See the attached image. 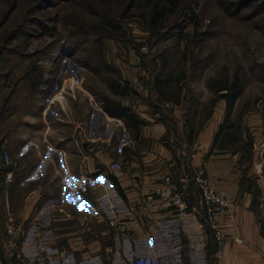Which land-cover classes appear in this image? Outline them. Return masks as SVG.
Wrapping results in <instances>:
<instances>
[{
	"label": "rangeland",
	"instance_id": "1",
	"mask_svg": "<svg viewBox=\"0 0 264 264\" xmlns=\"http://www.w3.org/2000/svg\"><path fill=\"white\" fill-rule=\"evenodd\" d=\"M234 90L232 133L258 118L264 131V0H0V130L14 129L13 156L16 131H69L60 119H79L85 105L105 142L136 128L107 100L135 115L162 105L187 141L184 129H200L216 106L224 114L220 94Z\"/></svg>",
	"mask_w": 264,
	"mask_h": 264
},
{
	"label": "crops",
	"instance_id": "2",
	"mask_svg": "<svg viewBox=\"0 0 264 264\" xmlns=\"http://www.w3.org/2000/svg\"><path fill=\"white\" fill-rule=\"evenodd\" d=\"M137 107L140 122L128 129L131 136L115 128L111 142H105L103 128L89 130V121L97 119H89L87 105L79 119H60L69 131L52 132L49 123L31 134L16 131L24 166L8 183L5 166L0 171V264H22L19 250L37 255L35 264H134L149 254L158 264H212L209 228L199 230L192 217L178 219L171 208H152L145 199L163 176L179 174V151L189 172L202 164L208 182L225 192L226 205L217 215L226 236L223 264H264V175L252 163L255 145L264 140L261 118L255 126L244 119L234 140L224 130L214 138L223 115L216 106L200 129H184V141L162 105ZM12 132L0 130V145L11 151L17 145ZM243 141L250 142L248 151ZM113 160L119 170L108 168ZM184 182L187 204L200 219L197 189L190 177ZM110 212L125 222L126 235L107 225Z\"/></svg>",
	"mask_w": 264,
	"mask_h": 264
},
{
	"label": "built area",
	"instance_id": "3",
	"mask_svg": "<svg viewBox=\"0 0 264 264\" xmlns=\"http://www.w3.org/2000/svg\"><path fill=\"white\" fill-rule=\"evenodd\" d=\"M181 152L175 153V159L179 163V171L181 175L176 181L173 180L171 173L163 176L161 182L154 188L152 193L146 195L145 199L152 208L169 207L174 212L176 218L187 220L191 217L194 219L195 227L199 230L205 227L212 232L214 239V252L212 264H223L222 249L226 239L224 232L217 223V215L224 210L226 205L225 192L223 189L212 186L207 179L205 169L202 164L194 166L189 172L186 161L182 158ZM0 162L6 167L3 171V180L8 183L12 180L14 172L20 170L24 166V160L21 156H13L5 146L0 147ZM108 168L111 170H119L121 165L118 161L109 162ZM257 171L264 174V146L260 151ZM191 175V181L195 185L198 193V204L202 209L200 219L194 217V207H189L185 199L186 183L184 180ZM107 225L117 234L126 235L127 228L125 222L116 214L110 212ZM16 257L22 264H35L39 260L38 256H25L23 253H16ZM134 264H158V258L154 254L141 255L133 260Z\"/></svg>",
	"mask_w": 264,
	"mask_h": 264
},
{
	"label": "trees",
	"instance_id": "4",
	"mask_svg": "<svg viewBox=\"0 0 264 264\" xmlns=\"http://www.w3.org/2000/svg\"><path fill=\"white\" fill-rule=\"evenodd\" d=\"M237 90L230 91V92H223L220 94V97L224 99L226 111H224L223 118L220 121L217 131L214 134V138H216V135L219 131H226L228 136L232 140L236 138V136L232 133V123L228 121V105L232 104L234 97L236 96ZM109 102V105L107 104ZM105 109L113 116L122 117L127 122H129L130 125L135 126L140 120L136 117V115L130 110L129 106L124 105L123 103L119 101H106ZM230 131V132H229ZM249 141L243 142L241 145L244 146L243 148L248 151L249 150ZM244 156V154H243ZM247 158V156H246ZM6 169V167H4ZM215 248V246H214ZM214 251V250H213Z\"/></svg>",
	"mask_w": 264,
	"mask_h": 264
}]
</instances>
